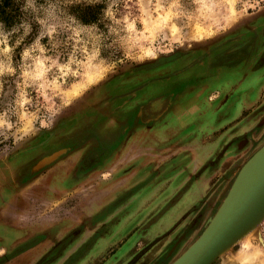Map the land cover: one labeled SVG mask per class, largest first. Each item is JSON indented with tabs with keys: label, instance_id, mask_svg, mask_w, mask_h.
Instances as JSON below:
<instances>
[{
	"label": "rangeland",
	"instance_id": "rangeland-1",
	"mask_svg": "<svg viewBox=\"0 0 264 264\" xmlns=\"http://www.w3.org/2000/svg\"><path fill=\"white\" fill-rule=\"evenodd\" d=\"M13 10L14 23L7 26L0 20V159L8 160L27 151L19 155L27 161L26 169L30 174L41 169L33 167L43 156L61 150L54 147L73 131L66 126L80 114L81 103L89 105L91 91L101 83L122 78L125 73L145 65L154 66L174 53L184 54L174 63L192 61L195 55H203L207 49L228 41V45L251 41L244 50L243 67L254 70L264 67V0H13ZM256 49L259 54L254 56ZM255 58L258 60L254 66ZM239 66L240 63H234L224 68L229 76L234 75L229 70ZM251 98L253 108L259 107L262 114L258 117L259 131L246 139L247 142L238 140L227 158L221 156L222 165L210 183L214 184L224 171L226 181L215 193L219 203L212 205L211 212L220 205L225 187L230 188L238 174L249 170L246 168L254 157L252 154L264 144V81L257 95ZM244 118L238 115L225 130L236 128L238 133L243 132L240 121ZM173 143L169 140L163 147ZM48 147L54 150L43 155ZM165 155L148 156L146 162L151 159L154 162L146 169L123 173L129 175L130 192L136 191L140 183H145L144 190L154 191L156 180L161 179H175L179 185L186 182L184 171L157 173V177L154 171H149L152 169L149 167L156 165L155 160L167 157ZM178 155L166 163L177 167L185 164L186 159ZM236 161L238 164L232 169ZM12 183L8 172L0 171V264H127L138 248L152 241L145 233V226H136L139 223L136 218L125 228L130 231L132 227L131 233L136 232L134 239L129 238L130 234L112 238L114 220L102 227L107 222L106 210L97 211L109 198L117 197L122 187L120 192L116 189L107 196L100 194L102 188L83 190L79 196L89 199L87 193L93 192L99 201L95 209H87L74 205L76 191L67 186L47 207L40 208L51 214L60 209V216L66 218L54 227L32 234L37 226L32 219L29 221L32 216L28 217V213L32 209H29L28 198L34 191H25ZM203 189L213 193L214 188ZM182 190L178 188L173 192ZM170 191L165 190L160 197ZM35 192L45 195L44 191ZM157 200V205L161 206V198ZM156 203L143 209V213ZM200 207L201 203L194 208L192 205L193 216L201 218L202 212L197 214L196 211ZM114 210L115 213L117 209ZM179 211L169 208L156 224L148 226V234L163 231ZM81 214L84 219H78L81 216L74 219ZM205 224L188 235L176 234L173 238L156 241L133 264H170L194 242ZM257 226L212 264H264V218ZM257 253L260 256L254 257Z\"/></svg>",
	"mask_w": 264,
	"mask_h": 264
},
{
	"label": "crops",
	"instance_id": "crops-1",
	"mask_svg": "<svg viewBox=\"0 0 264 264\" xmlns=\"http://www.w3.org/2000/svg\"><path fill=\"white\" fill-rule=\"evenodd\" d=\"M213 51L214 48L210 50L211 53ZM218 55L219 53L215 56L211 54L202 59L195 55L190 59L192 61L181 60L178 64L171 61L137 69L125 73L120 79H110L95 87L89 95V105L81 103L78 106L80 114L66 126L67 129L73 128V131L67 133L64 138L70 143L73 141L74 145H71V148L67 146L62 156L49 163L46 170L43 169L45 171L32 175L29 182L17 184L25 191H34L28 198L29 209H32L28 217H33H30L29 221L32 219L37 226L32 234L62 223L64 217L60 216V209L51 214L42 212L40 208L47 207L61 192L66 191L67 186L73 187L76 191L75 206L95 209L99 202L97 196L87 191L89 199L88 197L85 199L82 195L79 196L83 190L92 187L102 188L99 192L106 196L113 194L116 189L120 192L121 187L122 193L130 190V181H127L129 175L123 173L144 170L150 162H146V157L165 155V152L167 157L156 159V166L153 169L160 173L184 171L187 175L186 182L179 185L175 179L156 180L154 191L144 190L145 185L139 186L129 198L114 208L117 209L115 213V210L111 209L115 197L109 198L106 205L97 211L101 212L104 208L106 210L104 215L107 222L102 227L109 226L111 222L108 221L114 220L110 236L115 238L121 234L123 236L130 234V239L135 238L136 232L131 233V226L130 231H126L125 228L129 227L134 218L139 221L136 226L146 227L145 233L152 241L141 249L136 247L138 251L127 264L137 261L147 247L154 245L156 241L159 242L165 237L173 238L176 234L188 235L190 231L202 227L217 208L212 212L210 210L204 219V216L202 218L193 216L189 211L191 206L201 203L205 184L212 180L217 168L222 165L221 156L227 158L233 153V147L238 140L245 139L247 142L246 139H251L252 135L259 131L258 117L261 114L259 107L254 109L251 105V97L257 95L259 87L263 84L264 67L255 70L245 68L244 61L239 60L234 63H240V66L229 70L234 72V75L228 76L226 68L219 65ZM257 60L254 61V66ZM184 62L186 64L179 67ZM162 96L166 97L161 105H164L161 113L147 118L146 115L153 112H149L146 107ZM238 115L243 118L244 115H248L240 121L243 132L238 133L235 128L228 133L225 126ZM226 134L230 137L228 138ZM169 140L175 143L164 148L163 144H168ZM170 149L173 150L169 151ZM178 154L185 157V164L177 167L175 164L166 163ZM96 160L98 161L95 162ZM233 164L232 169L238 163L236 161ZM112 173L118 174L115 182L110 178L109 174ZM125 182L128 185H125ZM178 188L183 190L180 193L173 192ZM167 189H171L168 195L160 197ZM35 190L44 191L45 195L39 196ZM227 190L228 187H225L224 197L228 193ZM173 193L175 195H172ZM100 194L98 193L99 197ZM160 198L161 206L156 203ZM58 200L60 199L56 201ZM153 203H156V206L143 213V209ZM169 208L179 209V214L163 227V231L149 235L148 226H153L152 223L157 222ZM77 218L84 219L85 216L81 214L74 219ZM141 241L140 239V243L143 242ZM170 243L171 241L167 246H170Z\"/></svg>",
	"mask_w": 264,
	"mask_h": 264
},
{
	"label": "water",
	"instance_id": "water-1",
	"mask_svg": "<svg viewBox=\"0 0 264 264\" xmlns=\"http://www.w3.org/2000/svg\"><path fill=\"white\" fill-rule=\"evenodd\" d=\"M262 150L264 144L252 155ZM65 151L61 149L43 156L33 168L45 167ZM227 198L222 199L194 242L170 264H212L223 250L258 223L264 217V171Z\"/></svg>",
	"mask_w": 264,
	"mask_h": 264
},
{
	"label": "flooded vegetation",
	"instance_id": "flooded-vegetation-1",
	"mask_svg": "<svg viewBox=\"0 0 264 264\" xmlns=\"http://www.w3.org/2000/svg\"><path fill=\"white\" fill-rule=\"evenodd\" d=\"M230 42H225L224 44H222L221 46L219 47H216L214 48V51L213 53L210 52L211 49H207L205 51V54L203 55H198L197 58H205L209 55L212 54V56H215L217 53H219V55L217 56V59L220 60L218 61L219 62V65H222V66H225V65H232L234 64L235 61H239V60H244L245 57H246V54L244 53V50L245 48L251 43V41H238L237 43H233L232 45H228ZM228 45V46H226ZM216 49H218V51H216ZM215 54V55H214ZM259 54V53H257ZM172 56V57H171ZM171 56H165V57H171L169 58L168 60L166 61H160L156 64H154V66H158V65H162V64H166V63H169V62H173V61H177L178 59L180 60L181 58L184 57V54L182 53H174L173 55ZM163 58V57H161ZM160 58V59H161ZM214 58V57H213ZM157 62V61H156ZM187 62V61H186ZM186 62H184L181 66L179 67H182L183 65L186 64ZM178 64V63H177ZM213 64V62H212ZM148 67H151L148 66V65H145L139 69H145V68H148ZM178 67V68H179ZM117 79H120V78H117ZM166 96H162L161 99H164ZM159 99V98H158ZM157 99H155L154 101H156ZM153 102V101H152ZM164 106V105H163ZM163 106H161L160 108L156 109V108H152V107H149L148 110L149 112H153L152 113H149L147 114V118H151L152 116H155V114H159L161 113L162 109H163ZM148 107V106H147ZM146 107V109H147ZM156 112V113H155ZM48 135H50V133H47ZM60 140V138H59ZM45 144V143H44ZM49 145V144H48ZM71 145H74V142L71 141H67L65 140V138L63 137V141H60L58 145V147H54L56 149H66L67 146H69L70 148L72 147ZM54 148L52 149V147H48L44 152H43V155L50 152V150H54ZM22 152H27V151H22ZM22 152H18L20 155L23 154ZM16 155V156H12L10 159L8 160H5V159H0V171L2 170H6L9 174V178L12 180V184H14L15 186H17V183H21V184H25L27 182H29V180L32 178V175H34L36 172L38 173L39 171L45 169L47 167V165L45 167H42L40 170L36 171V172H33L34 174H30L28 173L29 170H27V161H24L22 158V156L20 155ZM62 156V155H60ZM94 156V155H93ZM91 158V157H90ZM95 158V157H93ZM185 158V157H184ZM184 158H182L181 160H183ZM152 160V159H151ZM175 160H178L175 159ZM225 160V159H224ZM98 160H96L95 162H97ZM226 161V160H225ZM153 162L150 161L149 164H151ZM49 165V164H48ZM148 165V164H147ZM156 165L152 166V167H149V168H152L150 169L149 171L151 172H155L154 176L157 177V175L160 173V171L158 172L156 169H153ZM180 168V167H179ZM178 169V168H177ZM218 169V168H217ZM158 173V174H157ZM110 175V178L113 182H115V179L117 178V175H115L114 173L112 174H109ZM214 176V175H213ZM213 178V177H212ZM212 180H210L207 184H205L204 188H206V186H212L213 189V193H210L209 191H205L204 193V197L202 198L201 200V207L198 208L196 211H197V214L201 213L200 217L202 218V216H205L208 214V212H210V210H212L214 204H216L218 202V199L219 197L217 195H215V193L220 189V188H223L224 185H225V181H226V171L222 172L221 174V177L214 183V184H211ZM142 182V181H141ZM141 184V183H140ZM137 185L136 188L139 186L141 187L142 185ZM135 188V190H137ZM208 188V187H207ZM130 190H126L122 193L117 195V197L114 198V201L111 205V209H114L116 207H118L120 204H122L127 198H129L131 195H132V192H130ZM215 195V196H214ZM214 202V204H213ZM198 204V203H197ZM197 204L196 205H193V208L194 207H197ZM200 204V203H199ZM213 205V206H212ZM192 207V206H191ZM192 210V209H190ZM193 211V210H192ZM201 211V212H200ZM190 213H193V212H190ZM196 216V214H195Z\"/></svg>",
	"mask_w": 264,
	"mask_h": 264
},
{
	"label": "bare ground",
	"instance_id": "bare-ground-1",
	"mask_svg": "<svg viewBox=\"0 0 264 264\" xmlns=\"http://www.w3.org/2000/svg\"><path fill=\"white\" fill-rule=\"evenodd\" d=\"M164 99H157L156 101H153L152 104L150 105V107L152 108H158L161 106V104L163 103ZM166 101V100H165ZM143 108V106H142ZM141 108V109H142ZM144 110V109H143ZM249 169L248 171H246L245 173H241L240 175L238 174L235 178V180L233 181L232 185L230 186V188H228L227 190V195L228 198L230 199L237 191H239L242 188H245L246 186H248V184L255 179L256 177H258L263 171H264V150L257 152L254 157L251 159L249 167L246 168ZM240 172V171H239ZM229 194V195H228ZM227 198V199H228ZM264 218V217H263ZM263 218L256 223L253 227H251L248 231H246L242 236H240L234 243H232L230 246H228L225 250H223L221 253L226 252L228 249H230V247L235 244L238 240L243 239L244 237L248 236L249 234H251L253 231H255V229L258 228L257 225H259V223L263 220ZM255 233V232H254ZM264 246V245H263ZM257 250V249H255ZM220 253V254H221ZM259 253V252H258ZM254 255V257L260 256L259 254ZM261 253V252H260ZM219 254V255H220ZM218 255V256H219ZM249 259V258H248ZM247 259V260H248ZM264 260V258H263Z\"/></svg>",
	"mask_w": 264,
	"mask_h": 264
},
{
	"label": "trees",
	"instance_id": "trees-1",
	"mask_svg": "<svg viewBox=\"0 0 264 264\" xmlns=\"http://www.w3.org/2000/svg\"><path fill=\"white\" fill-rule=\"evenodd\" d=\"M15 18L16 15L13 10V0H0V20H2L7 26H10L14 23Z\"/></svg>",
	"mask_w": 264,
	"mask_h": 264
}]
</instances>
